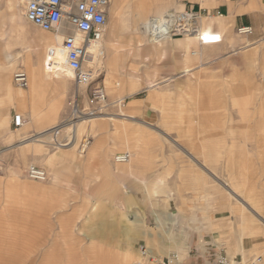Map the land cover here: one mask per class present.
<instances>
[{"label":"rangeland","instance_id":"obj_1","mask_svg":"<svg viewBox=\"0 0 264 264\" xmlns=\"http://www.w3.org/2000/svg\"><path fill=\"white\" fill-rule=\"evenodd\" d=\"M180 9L174 6L152 14L145 27H138L142 42L159 45V53L168 45L163 55L154 57V65L145 55L133 67L142 80L135 96H150L151 116L135 112L125 119L80 121L75 143L67 145L75 144L70 149L53 147L49 137L25 143L68 113V101L76 91L73 74L66 68L69 82L53 119L33 123L26 117L24 129L15 126V112H21L0 89V264H156L171 253L180 264H214L222 251L214 246L221 245L222 231L231 238L240 232V242H231L235 251L260 247L232 257L233 261L264 253V33L239 36L230 30L216 46L194 43L185 51L180 39L187 36L154 42L157 38L148 30L151 19ZM110 25L107 17L105 28ZM38 28L25 19L21 0H0V63L5 53L10 56L14 89L20 87L13 82V72L26 69L20 61L26 56L35 62L43 58L33 52V41L44 33ZM186 55L190 60L185 62ZM99 60L98 66L97 59L90 60L94 84L106 86L105 61ZM42 64L43 73H52L45 58ZM54 84L51 77L43 88L41 111L56 93ZM78 93L80 105H85L86 88H78ZM121 111L127 113L126 107L109 105L98 116ZM95 123H100L98 131ZM97 132L105 135L99 143L105 161H88L85 154ZM130 132L142 136L138 143L130 139ZM84 137L89 142L81 147ZM134 143L150 161L144 157L139 163V178L117 183L114 171L123 173L116 167L126 163L116 164L112 157L128 150L132 161ZM31 164L44 168L48 180L27 177L25 168ZM92 172L95 178L88 177ZM66 181L72 184L73 199L66 193ZM207 214L217 216L218 236L203 225ZM244 222H250L255 232L241 226ZM180 232L187 235L183 257H178L174 245V239H183Z\"/></svg>","mask_w":264,"mask_h":264},{"label":"crops","instance_id":"obj_2","mask_svg":"<svg viewBox=\"0 0 264 264\" xmlns=\"http://www.w3.org/2000/svg\"><path fill=\"white\" fill-rule=\"evenodd\" d=\"M9 6L12 7V2L10 1ZM178 6L182 9H193L196 11L202 12L203 16L201 18V26L203 32H212L216 31L221 34L222 39L224 33H228L230 30H234L236 26L241 24H249L253 27V34L259 35L264 33V0H111L110 5L107 9V17L111 19V25L109 28H105L104 37L100 41L101 42V52L98 53L97 51H91L90 54L97 58L98 63L99 59H103L105 61L104 70H105V83L106 86L102 83L104 89L106 88L107 91V99L109 100H124V105L126 107V112L121 111L120 113L116 114V116L111 115L109 113H105L104 116H96L87 120L96 119V118H119L125 119L129 117H133V113L139 112L143 117L151 116L153 113V109L151 108V104L153 102L148 98L150 96L138 97L135 94L138 92L140 88V84L138 78V74L135 72L133 67H137L139 65V61L145 55H150L149 64L154 65V60L156 55L161 56L163 50L167 49V46L164 47L162 45L161 53H159V45H155L154 43L150 42L149 44H145L142 42L143 34L141 31H138L139 25L145 27L146 20H149V16L152 14L156 15L158 13H163L169 10L171 7ZM158 12V13H157ZM207 26L204 28V25ZM130 27V28H128ZM141 27V28H142ZM40 29V28H38ZM145 28L143 29V31ZM42 31V29L40 30ZM49 36V40L46 39L43 33V36L39 37L37 40L33 41V52L37 56V54L42 55L45 58V65L48 69L52 70V73L45 74L43 73V58L38 62L32 61L29 56H26L23 60L20 61L22 66H26V73L28 72V65L30 69H36L41 67V73H31L28 77V86L27 89L17 88L14 89L11 86L10 82V70L13 63L10 62L11 58L8 54H4V61L0 63V89L3 90L7 101L10 104L16 105V108L19 112H15L16 114L20 115L23 119V123L21 124V129L25 128V119L28 117L30 122L38 123L43 121H50L53 119L55 114L57 113V109L61 102V94L63 89L65 88L66 84L69 82L68 73L66 72V67L64 64L65 69L61 68L60 65V58L58 57L62 50H58L60 48V41L62 33H56L54 36H50L48 31H42ZM65 32H70V29L67 27ZM139 33V34H138ZM123 34L128 35L125 38L128 40L123 41L122 36ZM162 37L154 39L153 41L156 42ZM182 49L189 50V48L197 43L200 46H211V45H200L198 43V39L196 36H187V38L180 39ZM222 41V40H221ZM220 41V42H221ZM35 42V43H34ZM218 43H214L213 45H218ZM157 44V43H156ZM215 45V46H216ZM54 49V50H53ZM196 50V49H195ZM192 50V51H195ZM168 51V50H167ZM190 51L192 55H195L194 52ZM90 55V56H91ZM163 55V54H162ZM147 57V56H146ZM64 62V59L62 57ZM190 60V57L186 55L184 61ZM90 62V59H89ZM28 63V64H27ZM98 63L96 66H98ZM55 64V65H54ZM125 66L129 67L128 72H124L119 70L117 66ZM95 66V67H96ZM63 74L65 76H63ZM99 74V72H98ZM37 75V76H36ZM36 76V77H35ZM55 78L54 84V91L56 92L54 95H50L49 101L47 103V107L44 111H41L40 106L42 102V93L43 88L49 82V78ZM147 78V77H146ZM147 83H151L149 80ZM115 81V82H114ZM104 83V81H103ZM31 84V85H30ZM64 84V85H63ZM151 86V84L149 85ZM20 89V90H19ZM127 100V102H126ZM116 107V106H115ZM119 107V106H117ZM15 109V111H17ZM25 114L26 116H24ZM96 127L94 130L99 129L100 123H95ZM114 132L117 131V124L114 123ZM53 126V125H52ZM50 126V127H52ZM50 127L46 129H41L37 132V134H33V137L24 141L25 143L29 141H39L43 142V139L49 137L48 133L41 134L43 131H46ZM127 136V134H126ZM130 139L133 138L135 143H138L139 140L142 138L137 133H129ZM92 137V141H90L91 146L88 147L87 153L85 154L86 160L88 161H105L104 154L99 153V143L103 140L105 135L102 132L95 133ZM113 135H109L111 138ZM76 140V138H75ZM75 143V141H74ZM134 143V144H135ZM132 145L131 148L133 150L134 158L132 159V169L128 172L127 169H120V171H114L113 180L117 183H130L129 179H136L141 174V168L138 170L139 163L144 161L145 155L141 152L137 146L138 144ZM75 145V144H74ZM73 146H66L65 149H70ZM84 151V150H80ZM128 151V150H124ZM122 152V151H118ZM130 152V151H129ZM117 153V152H116ZM131 153V152H130ZM150 161L145 157V162ZM147 166V165H146ZM145 166V167H146ZM115 168V167H114ZM105 172V171H104ZM97 173V171H96ZM148 178V174H146ZM66 177H68L66 175ZM88 177L95 178V173L92 172L88 175ZM69 183V185H68ZM96 184L99 183L98 181L95 182ZM66 184L69 186V191L67 190L66 193H69V197L72 198V184L70 181H66ZM96 187V186H95ZM133 188V186H132ZM122 190V187L120 188ZM130 192H137V190L131 189ZM147 192V189L146 191ZM68 201V196L66 198ZM210 219V220H209ZM203 225L207 226V230L210 232L212 236H218V228H217V216H213L210 214L204 215L203 217ZM185 223V222H184ZM241 226H248L253 230V225L250 222H244ZM193 229L198 230L197 226H193ZM200 231V230H199ZM194 232V231H193ZM181 233V232H180ZM182 234V233H181ZM240 232H237L233 235V238L229 237L230 235L225 231L220 232V239L221 245L218 246L217 244H213L216 249H222L230 258L237 257L238 255H249L251 252L257 250L258 248H249L246 253H242L241 251L234 250L232 241L240 242L239 237ZM183 242L185 241L187 235L185 233L182 234ZM199 238V237H198ZM128 239V237L126 238ZM211 240H217L211 238ZM198 241L202 245V240L199 238ZM186 248L187 245L185 244ZM179 251L175 249L177 255L185 256L187 249ZM239 248H241L239 246ZM241 250V249H240ZM264 255V253H262ZM251 258V257H250ZM249 259V258H247ZM236 261V260H235ZM238 261V260H237ZM264 262V261H263ZM261 264H264V263ZM186 264H196L193 262H188Z\"/></svg>","mask_w":264,"mask_h":264},{"label":"built area","instance_id":"obj_3","mask_svg":"<svg viewBox=\"0 0 264 264\" xmlns=\"http://www.w3.org/2000/svg\"><path fill=\"white\" fill-rule=\"evenodd\" d=\"M23 14L27 21L40 29L52 33H62L61 45L66 53L65 63L73 73L76 87L71 99L68 101V113L54 126L48 129L49 143L53 147H64L76 138V125L82 117H91L102 114L104 109L111 106H123L124 100L107 101V94L102 85L94 84L92 68L88 65L90 53L87 51L92 41H101L104 37L107 9L111 0H21ZM202 12L193 9H182L177 12L165 13L160 17H154L149 24L151 35L159 37L172 36H196L200 44L220 42L221 34L213 31V37L202 32ZM70 32H65L66 28ZM234 32L239 36H249L253 33V27L249 24H241L235 27ZM81 35L77 40L76 35ZM13 82L20 88L28 86L26 72L18 68L13 72ZM84 86L87 90L85 105H80L78 100V88ZM23 119L16 114L15 126H21ZM89 142L84 137L80 143L84 147ZM83 148H81L82 150ZM129 151L117 152L112 161L116 164L126 163L130 160ZM27 177L37 180H48V172L37 165H28L25 168ZM264 255L259 254L243 262L233 261L225 252L220 251L214 264H261ZM156 264H180L173 253Z\"/></svg>","mask_w":264,"mask_h":264},{"label":"bare ground","instance_id":"obj_4","mask_svg":"<svg viewBox=\"0 0 264 264\" xmlns=\"http://www.w3.org/2000/svg\"><path fill=\"white\" fill-rule=\"evenodd\" d=\"M38 27V26H37ZM203 32V31H202ZM204 34L205 35H208L209 36V39H211V37H213V33L212 32H204ZM152 37H154V38H159V36H154V35H152ZM61 38V41H60V49L62 50V52H63V54H60L58 57L60 58V64L62 65V66H64V64H65V67L68 69V70H70L68 67H67V65H66V63H65V58H66V53H65V51H64V49H63V47H62V45H61V42H62V39H63V35L60 37ZM46 39L47 40H49V36H46ZM76 39L77 40H80L81 39V35H79V34H77L76 35ZM50 41V40H49ZM208 42L207 43H202V44H200L199 42V44L200 45H213L214 43H218V42H210L211 40H207ZM216 45V44H215ZM101 42L100 41H98V42H95V41H92L91 42V44L88 46V49H87V51L90 53L91 51H93V52H95V51H97L98 53H100L101 52ZM54 50V49H53ZM62 57H63V59H64V62H63V60H62ZM91 61H95V59H97L95 56H94V54L93 55H91V57L89 58ZM99 64V63H98ZM88 65L91 67V63L90 62H88ZM92 68V67H91ZM25 71V70H24ZM71 71V70H70ZM26 72V71H25ZM72 72V71H71ZM31 73H41V70L40 69H38L37 68V70L36 69H30L29 68V65H28V72L26 73L27 74V76H29ZM73 74V73H72ZM37 76V75H36ZM35 76V77H36ZM28 78V77H27ZM31 85V84H30ZM64 85V84H63ZM67 85V84H66ZM27 88V87H26ZM80 88H83V89H85V87L84 86H82V87H80ZM20 90V89H19ZM96 116H98V115H95V116H91V117H82L81 118V120L80 121H83V120H87V119H90V118H93V117H96ZM79 121V122H80ZM78 122V123H79ZM54 126V125H53ZM51 128V127H50ZM77 128V127H76ZM45 133H48V129L46 130V131H43L41 134H45ZM82 147V146H81ZM81 149V148H80ZM82 150H84V148L82 149ZM119 168H121V169H127V171L129 172L131 169H132V161H128V162H126V164H124V165H121ZM210 220V219H209ZM249 231H250V233L252 232H255L254 230H252L251 228H249ZM182 236V235H181ZM172 238V237H171ZM240 239V238H239ZM174 242H175V244L174 245H176V247H177V249H178V251H182V250H184L185 249V245H184V243H183V239H181V237H178V239L176 238V239H174ZM241 249V248H240Z\"/></svg>","mask_w":264,"mask_h":264}]
</instances>
